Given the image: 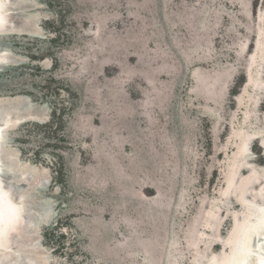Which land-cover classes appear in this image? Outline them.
<instances>
[{
    "label": "rangeland",
    "instance_id": "obj_1",
    "mask_svg": "<svg viewBox=\"0 0 264 264\" xmlns=\"http://www.w3.org/2000/svg\"><path fill=\"white\" fill-rule=\"evenodd\" d=\"M12 8L0 114L22 119L5 129L0 180L27 228L0 264H256L264 0ZM21 95L30 101H12Z\"/></svg>",
    "mask_w": 264,
    "mask_h": 264
},
{
    "label": "bare ground",
    "instance_id": "obj_2",
    "mask_svg": "<svg viewBox=\"0 0 264 264\" xmlns=\"http://www.w3.org/2000/svg\"><path fill=\"white\" fill-rule=\"evenodd\" d=\"M13 1L14 0H0L1 3L4 4V9H6L7 5L8 8L7 9H12L13 6ZM24 5V4H23ZM5 19V17H4ZM3 18L0 20V25L6 27L8 24L11 25V28H17L15 21L13 20V15L10 14V19L8 20H4ZM27 23V22H26ZM27 25V24H26ZM35 28V27H34ZM22 30V29H21ZM35 33V32H33ZM6 34V33H0V36ZM39 34V33H38ZM1 43V41H0ZM8 53V52H7ZM3 61V58L0 56V62ZM6 61V60H5ZM15 61V60H14ZM8 62V61H7ZM6 64V62H5ZM3 66V65H2ZM7 66V65H6ZM11 101V100H10ZM13 102H18L20 103H24L27 104V101L25 100L24 96L21 95L18 98L12 99ZM17 104V103H16ZM4 105V104H3ZM6 105V104H5ZM4 105V106H5ZM7 105H9L7 103ZM11 106V104H10ZM21 107V106H20ZM46 107V106H45ZM6 108V107H3ZM8 109V107H7ZM4 110V109H3ZM18 110V109H16ZM22 110V109H21ZM29 111V108L27 109ZM9 111V110H8ZM32 113V111L30 112ZM45 113V112H44ZM47 115V112H46ZM45 116V115H44ZM43 117V116H42ZM36 118V117H35ZM21 117H16V116H11L10 114H5V115H1L0 114V140H4V136L1 134V130L2 128L4 129H9L10 127H12L13 125H15L17 123V121L21 120ZM37 120L42 121L41 117L36 118ZM44 119V118H43ZM17 125V124H16ZM2 144V143H1ZM4 146L1 145L0 146V159L2 157V153L4 152ZM7 155V154H6ZM12 159V158H11ZM27 181V180H26ZM22 184L24 185L25 183L22 182ZM0 191L2 193H4L6 195V200L8 201V203L10 204V206L13 208V210L15 211V221L12 225L11 230L8 231V233L2 238L1 242H0V261L2 260V262L6 263L7 258L8 259H14V255H13V250H11L16 244V240L21 238V236L24 235V230L26 227V219H25V214L24 211L22 209V206L20 204L19 201L17 200H13L12 198V194L11 191L3 184L2 180H0ZM19 198V197H18ZM21 199V198H20ZM24 208V207H23ZM1 212V210H0ZM31 222V221H30ZM31 226V225H30ZM27 228V227H26ZM23 234V235H22ZM35 234V233H34ZM253 234L251 233L248 236V247L250 249L251 244V240L253 238ZM30 236V235H29ZM23 239V238H22ZM255 242V241H254ZM259 242V241H258ZM258 244H254V246H257ZM15 248V247H14ZM13 248V249H14ZM25 249V248H24ZM16 250V249H14ZM18 250V249H17ZM255 250V249H253ZM20 252V251H19ZM23 252V251H22ZM250 252H252V249H250ZM22 256H24V253ZM19 256V255H18ZM25 257V256H24ZM5 260V261H4ZM9 262V260H7ZM23 262V261H22ZM36 262V261H35ZM256 264H264V256L261 257V259L259 261H256ZM17 263V262H16ZM19 263V262H18ZM24 263V262H23ZM26 263V262H25ZM11 264V263H10Z\"/></svg>",
    "mask_w": 264,
    "mask_h": 264
},
{
    "label": "water",
    "instance_id": "obj_3",
    "mask_svg": "<svg viewBox=\"0 0 264 264\" xmlns=\"http://www.w3.org/2000/svg\"><path fill=\"white\" fill-rule=\"evenodd\" d=\"M4 4L0 2V20L4 17L6 20L10 19V14L13 13V8L12 9H4ZM4 19V20H5ZM12 31H17V28H11V25H7L6 27L0 25V33H10ZM10 43L8 41H2L0 43V47L4 48V46L9 45ZM2 67H0L1 70ZM25 100L27 102L30 101V97L28 95H23ZM1 134L4 135V140H0V146L5 145L6 142V136H5V131L2 128ZM2 143V144H1ZM0 242L2 238L8 233L9 230H11L12 225L15 221V211L13 208L10 206L8 201L6 200V195L0 191Z\"/></svg>",
    "mask_w": 264,
    "mask_h": 264
},
{
    "label": "trees",
    "instance_id": "obj_4",
    "mask_svg": "<svg viewBox=\"0 0 264 264\" xmlns=\"http://www.w3.org/2000/svg\"><path fill=\"white\" fill-rule=\"evenodd\" d=\"M60 113H61V111H60L59 108H58V109H57V108H53V109H52V111H51V116H50V121H49L50 126H53V125H54V126L57 127L58 123L60 122ZM60 173H61V168H60V167L57 168V166L54 167V175L52 176L53 179H56V178L59 176ZM56 182H57V181H56ZM62 227H63L62 222H57V223L52 227V229L55 230V232H58V231H61ZM60 234L62 235V232H61ZM44 237H47V235L45 234ZM56 249H57V250L60 249L61 251H63V250H65L66 248H65L64 243L62 242V243H59V244L54 248V250H56Z\"/></svg>",
    "mask_w": 264,
    "mask_h": 264
}]
</instances>
